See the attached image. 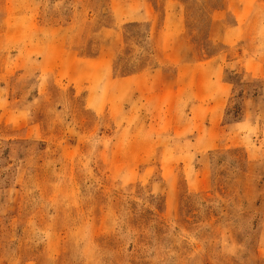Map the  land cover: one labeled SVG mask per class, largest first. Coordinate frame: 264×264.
Wrapping results in <instances>:
<instances>
[{"label": "rangeland", "instance_id": "1", "mask_svg": "<svg viewBox=\"0 0 264 264\" xmlns=\"http://www.w3.org/2000/svg\"><path fill=\"white\" fill-rule=\"evenodd\" d=\"M0 264H264V0H0Z\"/></svg>", "mask_w": 264, "mask_h": 264}]
</instances>
